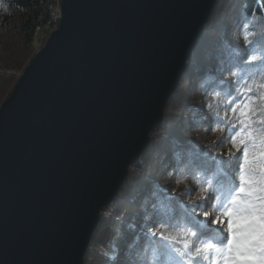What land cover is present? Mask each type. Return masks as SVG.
I'll return each mask as SVG.
<instances>
[{
	"label": "water",
	"instance_id": "95a60500",
	"mask_svg": "<svg viewBox=\"0 0 264 264\" xmlns=\"http://www.w3.org/2000/svg\"><path fill=\"white\" fill-rule=\"evenodd\" d=\"M217 1H61L0 107V264H84Z\"/></svg>",
	"mask_w": 264,
	"mask_h": 264
},
{
	"label": "trees",
	"instance_id": "16d2710c",
	"mask_svg": "<svg viewBox=\"0 0 264 264\" xmlns=\"http://www.w3.org/2000/svg\"><path fill=\"white\" fill-rule=\"evenodd\" d=\"M61 1L0 0V66L20 74H0V107L58 28ZM246 19L252 21L250 30L264 33V11L259 0L217 1L187 70L168 102L164 121L151 134L149 147L130 167L120 192L101 214L84 264H148L153 256V242L141 225L170 207H175L179 215L180 201L187 203L199 195L198 191L187 194L198 187L194 174L201 169H214L213 158L231 147L220 142V132H212L202 121L211 115L212 110L205 105L216 103L212 92L220 88L221 78L234 79L225 70L234 63L228 55L231 49L240 47L245 56L248 54L240 35ZM198 98L202 102L194 103ZM178 180L182 182L177 183Z\"/></svg>",
	"mask_w": 264,
	"mask_h": 264
},
{
	"label": "snow or ice",
	"instance_id": "6c2138e0",
	"mask_svg": "<svg viewBox=\"0 0 264 264\" xmlns=\"http://www.w3.org/2000/svg\"><path fill=\"white\" fill-rule=\"evenodd\" d=\"M251 23L240 30L248 54L231 49L225 70L234 79L221 78L202 121L231 147L213 158L214 169L194 174L198 187L187 194L199 195L181 200L179 215L170 207L141 225L153 242L148 264H264V33Z\"/></svg>",
	"mask_w": 264,
	"mask_h": 264
},
{
	"label": "rangeland",
	"instance_id": "374dc122",
	"mask_svg": "<svg viewBox=\"0 0 264 264\" xmlns=\"http://www.w3.org/2000/svg\"><path fill=\"white\" fill-rule=\"evenodd\" d=\"M60 11V9L58 10V12ZM55 17H57V16H55ZM43 33V32H42ZM0 74H2V75H5V77L6 76H10V75H15V76H19L20 74L17 72V73H15V71H11V70H9V69H7V68H5V67H3V66H0ZM5 101V100H4ZM4 101H2V103L4 102ZM195 102L194 103H201L202 102V100L200 99V98H198L197 100H194Z\"/></svg>",
	"mask_w": 264,
	"mask_h": 264
},
{
	"label": "bare ground",
	"instance_id": "6f19581e",
	"mask_svg": "<svg viewBox=\"0 0 264 264\" xmlns=\"http://www.w3.org/2000/svg\"><path fill=\"white\" fill-rule=\"evenodd\" d=\"M182 79V78H181ZM181 81V80H180Z\"/></svg>",
	"mask_w": 264,
	"mask_h": 264
}]
</instances>
